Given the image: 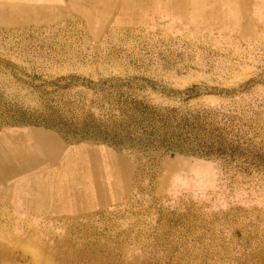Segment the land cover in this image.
Masks as SVG:
<instances>
[{"label": "rangeland", "instance_id": "374dc122", "mask_svg": "<svg viewBox=\"0 0 264 264\" xmlns=\"http://www.w3.org/2000/svg\"><path fill=\"white\" fill-rule=\"evenodd\" d=\"M0 7V155L51 154L0 189L101 195L93 216L35 221L52 227L33 240L62 255L90 226L83 264H264V0Z\"/></svg>", "mask_w": 264, "mask_h": 264}, {"label": "bare ground", "instance_id": "6f19581e", "mask_svg": "<svg viewBox=\"0 0 264 264\" xmlns=\"http://www.w3.org/2000/svg\"><path fill=\"white\" fill-rule=\"evenodd\" d=\"M2 25L3 24H1V26ZM115 29L116 27L114 28V30ZM178 32L175 31V33ZM57 146L58 144L55 143L54 150L57 149ZM18 151L20 152L24 150L18 148ZM32 152L33 153L30 154L31 156L22 157L23 160L21 162L23 167H27L30 162L31 165L35 163L36 160L40 161L42 158L51 159V154L46 155L45 145L34 147V151ZM24 154L21 153L22 156ZM34 155L35 157H33ZM7 156L0 155V184L2 181L4 182V180H8V177L12 174H15L16 171L18 172L19 169L23 168L22 165L19 164H9L8 162L10 159ZM2 162L5 163V166L1 164ZM95 179L97 182V177H95ZM89 184L90 189H87L86 191H75L73 188L71 190H60V188H58V184L57 186L51 184L50 186H48L49 188H51L49 189L46 186L48 185L47 183L42 182V185H40L38 180H31L29 184H27L26 190H16L17 187L15 189H11V191H9L7 188H2V190L0 189V260L24 259L30 260L33 263L37 264H83V258H86L85 261H94L95 259H97L99 255L97 251V246H94L90 242V240H85V235H88L87 230H92L90 226H88L87 228H82L83 230L81 229V233L83 234V239L81 240V247H75L70 253H62L63 251H61L60 253L62 255L57 254L56 252H48L47 240L41 239L40 242H37L33 240L32 237L35 234H40L41 236V234L44 233V230H38L36 227L33 226V223L35 221H56L62 218L67 221L69 219L78 220V218H82L85 216H93V212H91V210L96 207L95 205L99 204L101 195L97 193V190L92 189V185L90 182ZM78 258L81 259L80 262L78 261ZM56 259H58L57 262Z\"/></svg>", "mask_w": 264, "mask_h": 264}, {"label": "crops", "instance_id": "0c3cea01", "mask_svg": "<svg viewBox=\"0 0 264 264\" xmlns=\"http://www.w3.org/2000/svg\"><path fill=\"white\" fill-rule=\"evenodd\" d=\"M41 222H46V224H48V223H50L49 221L47 222V220H45V221H41ZM37 223H40V222H37ZM41 224V223H40ZM46 224H44V226H41L40 227V229L41 230H44V235H46L47 234V230L50 228V227H52V226H47ZM34 227L36 226V224L35 225H33ZM43 227H45V229H43ZM74 229H75V227L74 226H72ZM37 228V227H36ZM38 229V228H37ZM44 240H46L45 238H44ZM72 241H73V238H71V237H68V236H63V237H56V238H53V241H52V243L53 244H55V245H57V246H65V245H69V244H72ZM49 243V240H47V244ZM60 251H62V249H60Z\"/></svg>", "mask_w": 264, "mask_h": 264}]
</instances>
